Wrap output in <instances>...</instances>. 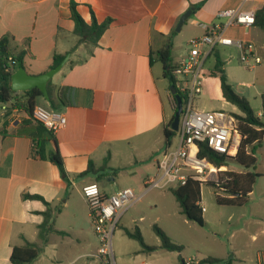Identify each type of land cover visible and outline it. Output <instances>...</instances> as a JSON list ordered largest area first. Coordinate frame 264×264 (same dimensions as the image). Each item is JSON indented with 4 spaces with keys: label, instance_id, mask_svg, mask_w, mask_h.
<instances>
[{
    "label": "crops",
    "instance_id": "obj_1",
    "mask_svg": "<svg viewBox=\"0 0 264 264\" xmlns=\"http://www.w3.org/2000/svg\"><path fill=\"white\" fill-rule=\"evenodd\" d=\"M74 1L88 24L92 22V14L99 23L112 20L98 46L76 47L78 38L73 33L70 0H0V39L10 38L12 56L27 51L24 68L29 74L47 72L55 55L70 54L68 62L49 81L52 96L56 98L58 91L64 89L68 101L59 107L67 124L47 145L48 152L60 154L65 175L50 161L32 156L30 137L20 135L23 131H32L24 126L29 119L22 108L27 101L24 91H16L7 104L0 103V264H13L10 258L14 247L26 241H38V228L44 221L42 213L46 206L42 201L25 199V194L39 195L52 207H62L54 223L59 233L48 235L44 251L32 264H78L82 259L91 258L98 250V239L81 189L98 182H93V175L94 179L78 185L73 177L85 172L90 162L96 168L102 167L106 158L108 176L113 174L112 170L127 167L142 169L150 164L156 167L166 147L164 128L175 112V98L157 53L171 46L173 64L179 66L188 54L189 40L206 34L207 30L200 24L209 28L224 24L226 19L218 18L223 10L256 13L264 6V0ZM203 1L198 10L193 8ZM190 9L193 12L179 32L187 29L194 34L180 54L174 41L179 33L176 27L180 17ZM225 35L252 43L255 53L262 58L256 68L264 69V27L258 23L247 29L229 27ZM217 50L224 65L241 63L235 47L219 46ZM213 66L206 71L210 72ZM225 72L230 82L231 72L228 69ZM231 82L238 94L248 97V93H239ZM204 92L226 102L219 78L210 73L204 80ZM258 94L262 98L264 90ZM38 104L51 110L44 97L38 99ZM256 115L261 118L262 111ZM148 178L147 174L145 180ZM140 194L146 193L143 190ZM246 206L250 210L246 221L259 227L252 237L264 236V193L257 202L249 200ZM65 213H71L72 220L68 227H58L59 217ZM203 219L205 225L212 223L205 211ZM230 253L234 256L232 264L238 258L231 244ZM65 258L70 260L64 263ZM207 258L225 259L211 253L202 259Z\"/></svg>",
    "mask_w": 264,
    "mask_h": 264
},
{
    "label": "rangeland",
    "instance_id": "obj_2",
    "mask_svg": "<svg viewBox=\"0 0 264 264\" xmlns=\"http://www.w3.org/2000/svg\"><path fill=\"white\" fill-rule=\"evenodd\" d=\"M193 34V31L184 29L183 32H179L175 36L174 41L177 43L178 53L182 54L185 51L187 41ZM213 64L214 61L211 59L205 68L209 69ZM224 67L225 70L228 69L231 72L233 83L230 82L239 93H244V95L248 93L247 98L254 113L261 112L262 98L258 93L264 90V69H248L239 61L228 66L224 65ZM241 83L250 84V86L241 87ZM195 105L199 110H222L234 117L235 115H243L236 106L223 102L220 98H215L207 92L196 97ZM261 120L264 122V117H261ZM177 142L178 136L175 135L172 138V146L175 147ZM255 156L257 159L256 172L262 177L258 179L249 197L251 202H257L264 193V140L260 145H257ZM134 168L127 167L117 171V175L113 179L104 177L98 181V185L108 194H113L123 188H131L140 194L144 190L146 175L148 174L149 178L157 177L159 172L157 166L152 164L147 167L144 166L142 169L139 166L138 169ZM226 170L238 173L241 168L231 164L226 166ZM73 179L78 185H83L94 179V176L80 177L77 175ZM201 196V205L206 208L205 215L212 221L210 225L200 226L187 220L170 188L153 189L147 192L141 201L130 208L118 222L113 236L115 264H182V261L187 262L190 258L203 260L202 258L210 255V253L220 258L228 259L230 256L234 259L230 253V244L235 251L236 258H238L232 264H258L260 254L264 256V236L257 234V238L252 237L256 231H259V227L246 221V215L250 212L248 207L219 205L216 202L214 189L207 184L201 186ZM252 208L259 207L252 205ZM71 220V213H65L59 217L57 226L66 228ZM154 225L161 228L173 243L181 246V252L161 248L160 239L153 230ZM137 227L146 245L154 247V250L146 249L138 241L126 235V230L134 231ZM232 233L234 235L231 238ZM96 238L98 239L97 235ZM67 259L70 260V258H65L64 263ZM251 259H254V262H251ZM78 264L106 263L105 259L101 260L94 257L82 259ZM111 264L113 263L111 262Z\"/></svg>",
    "mask_w": 264,
    "mask_h": 264
},
{
    "label": "trees",
    "instance_id": "obj_3",
    "mask_svg": "<svg viewBox=\"0 0 264 264\" xmlns=\"http://www.w3.org/2000/svg\"><path fill=\"white\" fill-rule=\"evenodd\" d=\"M204 2L205 1L193 6V8L198 10ZM70 11L71 19L74 22L73 33L78 38L76 47L81 44H86L92 47L98 46L101 36L108 29L112 20L108 19L99 23L94 14H92V22L88 24L79 14L78 4L74 0H70ZM255 16V24L258 23L259 26L264 27V6L256 11ZM72 52L73 50L70 53ZM26 55L27 51L24 50L12 56L10 52V38L5 36L0 39V103H9L13 98V94L16 93L11 87L12 74L25 66ZM157 55L163 64L164 77L167 79L170 87L175 88L176 76L174 71L177 66L173 64L171 46L167 49L160 50ZM64 58L65 55H55L52 68L56 67ZM212 58L214 59V66L210 69V72L206 71V73H210L219 78L222 95L225 101L236 106L242 112V116L235 115V118L238 120V127L243 135V139L235 157H227L225 155L217 154L204 143L200 144L199 156L206 157L216 167H226L235 164L241 168L238 173L232 170L222 172L218 183L207 182L205 184L214 189L216 202L219 205L243 207L249 203L250 194L253 192L258 179L262 177V175L256 172L257 159L255 156V150L257 145H260L264 140V122L254 113L249 100L238 94L229 83L224 70V62L222 61L216 47L213 48L211 56L207 59V62ZM48 92L50 96L49 106L51 110L59 111L60 106L68 104V101L65 100L64 89L59 90L56 98H54L52 96L51 82H49ZM23 94L27 101L26 105L22 108L29 115V119L24 122V126L32 128V131H23L20 135L30 137L32 141V156L50 161L59 169L62 175H65L63 161L58 151H47L48 143L54 141V133L48 131L42 124L35 122L31 118L32 109L34 106L38 105V99L43 97L42 93L35 88L24 91ZM176 110L177 106H175V112ZM262 117H264V95H262ZM173 119L174 115L168 125L164 128L166 146L171 144L172 138L176 135V132L171 128ZM107 161L108 158H106L104 165L100 168H96L94 163L90 162L87 170L79 176L85 177L88 175H94L96 182L104 177L108 179L115 178L117 174L116 170H112V175L108 176L106 174ZM203 184L204 183L197 181H189L185 186L170 188L176 201L182 208V213L185 215L186 219L197 223L200 226H205L203 211L200 206L202 200L201 186ZM24 198L42 201L46 206V210L42 213L44 221L38 228V241L33 243L26 241L24 245L14 247L10 258L13 264H32L44 251L48 242V235L50 233H59L55 230L54 223L56 215L61 212L62 207L60 205L52 207L49 202L45 201L39 195L25 194ZM153 230L160 239L161 248L168 251L181 252V246L173 243L161 228L154 225ZM125 233L128 237L138 241L146 249H155L154 247L146 245L138 227L135 228L134 231L126 230ZM231 260V257L228 259L207 258L203 260L201 264H231Z\"/></svg>",
    "mask_w": 264,
    "mask_h": 264
},
{
    "label": "built area",
    "instance_id": "obj_4",
    "mask_svg": "<svg viewBox=\"0 0 264 264\" xmlns=\"http://www.w3.org/2000/svg\"><path fill=\"white\" fill-rule=\"evenodd\" d=\"M218 18L226 19L224 24H214L206 34L192 38L188 42V54L176 67L175 89L182 98L183 108L176 135L178 142L166 146L157 159L159 172L144 182V193L153 189L179 188L189 181L201 183H218L220 174L226 167H216L206 157H200V144L204 143L215 153L235 157L238 153L243 135L238 127V120L222 110H199L195 105L196 97L204 90L206 62L213 48L233 46L240 53V61L248 69H255L262 63V58L255 53L252 43L235 40L225 35L229 27L251 28L256 23L254 10L228 9L218 13ZM176 106V101H175ZM31 118L42 124L48 131L56 133L67 124V118L59 111L49 110L38 104L31 112ZM87 204L94 231L99 239L96 253L90 255L105 259L106 264H115L113 236L121 217L135 204L141 201L144 194H137L131 188H123L113 194H105L97 183L86 184L81 189ZM201 206L202 211L206 210ZM203 260L192 259L187 264H201ZM258 264H264L260 254Z\"/></svg>",
    "mask_w": 264,
    "mask_h": 264
},
{
    "label": "water",
    "instance_id": "obj_5",
    "mask_svg": "<svg viewBox=\"0 0 264 264\" xmlns=\"http://www.w3.org/2000/svg\"><path fill=\"white\" fill-rule=\"evenodd\" d=\"M193 10L190 9L186 11L179 19V22L176 27V31L179 32L183 24L190 18ZM70 54H66L65 58L56 66L39 75L29 74L24 67L18 69L12 74L11 78V87L14 91H28L31 89H38L44 99L49 101L50 96L48 92V83L53 78V76L58 73L63 66L68 62ZM171 93L173 94L177 110L174 114V119L171 124L173 131L177 132L180 124V116L182 113L183 103L181 96L177 93V90L174 87H171ZM182 264H187L182 261Z\"/></svg>",
    "mask_w": 264,
    "mask_h": 264
}]
</instances>
